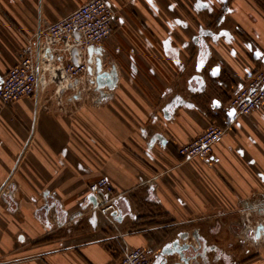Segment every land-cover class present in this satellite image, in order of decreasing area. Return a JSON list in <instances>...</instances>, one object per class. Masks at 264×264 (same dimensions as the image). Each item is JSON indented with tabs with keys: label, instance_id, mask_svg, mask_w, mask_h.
Instances as JSON below:
<instances>
[{
	"label": "crops",
	"instance_id": "obj_1",
	"mask_svg": "<svg viewBox=\"0 0 264 264\" xmlns=\"http://www.w3.org/2000/svg\"><path fill=\"white\" fill-rule=\"evenodd\" d=\"M87 1L0 0V83L38 32ZM108 1L114 89L58 104L56 86L40 85L0 102V264H118L126 246L166 249L172 263L264 264V240L234 231L256 208L264 225V106L241 118L230 109L264 66V0ZM210 123L226 129L222 143L184 161L178 148ZM104 177L98 198L115 200L117 227L90 203ZM196 238L221 245L192 255Z\"/></svg>",
	"mask_w": 264,
	"mask_h": 264
},
{
	"label": "built area",
	"instance_id": "obj_2",
	"mask_svg": "<svg viewBox=\"0 0 264 264\" xmlns=\"http://www.w3.org/2000/svg\"><path fill=\"white\" fill-rule=\"evenodd\" d=\"M117 12L108 0H89L66 17L50 24L29 41L24 57L12 67L0 83V102L11 106L26 98H33L40 85L46 89L50 84L56 86L58 104L66 97L76 102L77 97L88 91L102 92L96 83L97 61L102 60L103 72H110L104 64L103 45L114 33ZM94 52L90 54V49ZM102 50L100 55L96 50ZM92 70V71H91ZM264 106V66L234 95L230 109L235 118L251 116ZM226 129L210 123L205 131L192 142L178 148V155L186 162L196 159H209L215 148L222 143ZM109 186L104 177L89 188L93 196ZM96 211L106 222L117 227L121 211L115 200L103 201L99 198ZM258 209V208H257ZM259 226L250 228L253 231ZM264 240V236L260 240ZM168 252L161 258L170 260ZM179 258L182 255H178ZM159 256L145 248H129L118 264H157ZM181 262V261H180ZM164 263V264H165ZM184 264V263H183Z\"/></svg>",
	"mask_w": 264,
	"mask_h": 264
},
{
	"label": "water",
	"instance_id": "obj_3",
	"mask_svg": "<svg viewBox=\"0 0 264 264\" xmlns=\"http://www.w3.org/2000/svg\"><path fill=\"white\" fill-rule=\"evenodd\" d=\"M94 52V49L91 48L90 49V54H92ZM96 52L100 55L103 54L102 50H96ZM92 71V70H91ZM117 71H116V67H113L112 70L110 72H103L102 70V60L99 59L97 61V69H96V83L98 86V90L100 88H108L109 90H112L115 88L116 83H117ZM100 96H102V93L100 92ZM81 96L77 97V100L80 99ZM92 202V204H94L95 208L97 207V202L96 201H90V203ZM252 235L254 236L253 240L254 241H258L261 237L264 236V225H259L256 230L251 232ZM167 250L165 249V251L163 253H166ZM170 254V253H169ZM171 257V256H170ZM188 264V260L187 259H183L181 262H177V263H172L170 260H167L165 264Z\"/></svg>",
	"mask_w": 264,
	"mask_h": 264
},
{
	"label": "rangeland",
	"instance_id": "obj_4",
	"mask_svg": "<svg viewBox=\"0 0 264 264\" xmlns=\"http://www.w3.org/2000/svg\"><path fill=\"white\" fill-rule=\"evenodd\" d=\"M260 70H262V68L260 69ZM259 70V71H260ZM259 71H257V72H259ZM234 97V95L231 97V99ZM231 99H230V101H231ZM259 210V209H258ZM258 210H257V208H256V213L254 212V213H252V215L250 216V218H247L246 219V221H243L245 218H243L240 222H238L236 225H235V228H234V231H235V233L236 232H239V233H241L240 235L242 236V237H244L245 239H247L248 241L250 240L251 242L253 241V240H251L252 238H250L249 236H248V234H250L253 230V228H254V226H257L258 224L259 225H262L263 223H260V215L257 213L258 212ZM250 228H252V229H250ZM222 233L223 232H221L219 235L221 236L222 235ZM197 240L195 241L196 242V244H194V245H191L190 246V252L192 253V255H193V252H195L194 250V248H195V246L197 245H200V244H202V246H204V245H207L208 247H209V249H210V247L211 246H215L216 247V245H217V248L219 249V245H221V242L220 241H217V240H214V241H212V242H207L206 241V239L204 238H196ZM239 240H240V238H239ZM190 241H192L193 242V239L192 240H190ZM236 244H243L242 243V241L240 240V241H238V243L236 242ZM223 248V247H222ZM224 249V248H223ZM221 250V249H220ZM196 258L198 257V256H195ZM185 259H188V258H185ZM176 260H179V261H182L183 260V258H181L180 257V259L178 258V259H176ZM188 264H191L192 262H195V260H193V259H188ZM193 264H197V263H193Z\"/></svg>",
	"mask_w": 264,
	"mask_h": 264
},
{
	"label": "flooded vegetation",
	"instance_id": "obj_5",
	"mask_svg": "<svg viewBox=\"0 0 264 264\" xmlns=\"http://www.w3.org/2000/svg\"><path fill=\"white\" fill-rule=\"evenodd\" d=\"M210 35V33H203V35ZM198 42H200V45L202 46V51H203V53H206V51H207V46H206V43H205V40H204V37L202 36L201 38H199L198 40H197ZM258 213H259V211H258ZM251 235H252V233H250Z\"/></svg>",
	"mask_w": 264,
	"mask_h": 264
},
{
	"label": "snow or ice",
	"instance_id": "obj_6",
	"mask_svg": "<svg viewBox=\"0 0 264 264\" xmlns=\"http://www.w3.org/2000/svg\"><path fill=\"white\" fill-rule=\"evenodd\" d=\"M218 71H219V69H216V70H214L213 74L215 75V74H216V72H218Z\"/></svg>",
	"mask_w": 264,
	"mask_h": 264
}]
</instances>
